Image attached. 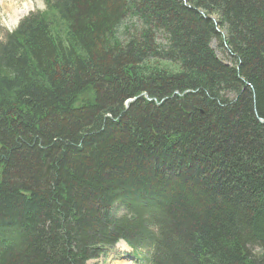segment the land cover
<instances>
[{
    "label": "trees",
    "instance_id": "1",
    "mask_svg": "<svg viewBox=\"0 0 264 264\" xmlns=\"http://www.w3.org/2000/svg\"><path fill=\"white\" fill-rule=\"evenodd\" d=\"M44 1L0 41V264H264V0Z\"/></svg>",
    "mask_w": 264,
    "mask_h": 264
},
{
    "label": "rangeland",
    "instance_id": "2",
    "mask_svg": "<svg viewBox=\"0 0 264 264\" xmlns=\"http://www.w3.org/2000/svg\"><path fill=\"white\" fill-rule=\"evenodd\" d=\"M16 1V8L18 10H24L30 7V11L26 14L18 24L14 25L11 19V10L8 9L10 4H13L12 0H0V41H3L5 37L12 33L19 25V23L30 14L43 12L45 10L44 0H14ZM211 47L214 49L217 57L224 61L229 62L227 56L219 49L217 41H213ZM148 257V253L145 251L135 254L132 249H125L120 243L106 252V255L98 260L90 261L88 264H142L144 259Z\"/></svg>",
    "mask_w": 264,
    "mask_h": 264
},
{
    "label": "bare ground",
    "instance_id": "3",
    "mask_svg": "<svg viewBox=\"0 0 264 264\" xmlns=\"http://www.w3.org/2000/svg\"><path fill=\"white\" fill-rule=\"evenodd\" d=\"M12 2H13V4H10L9 6H8V9L9 10H11V19H12V22H13V24L14 25H16V24H18V22L26 15V14H28L29 13V11H30V7H28V8H25L24 10H18L17 8H16V4H15V2L16 1H14V0H12ZM120 245L121 246H123L125 249H129L126 245H125V243H123V242H121L120 243Z\"/></svg>",
    "mask_w": 264,
    "mask_h": 264
},
{
    "label": "water",
    "instance_id": "4",
    "mask_svg": "<svg viewBox=\"0 0 264 264\" xmlns=\"http://www.w3.org/2000/svg\"><path fill=\"white\" fill-rule=\"evenodd\" d=\"M134 100H131V101H129L127 104L129 105L130 103H132Z\"/></svg>",
    "mask_w": 264,
    "mask_h": 264
}]
</instances>
